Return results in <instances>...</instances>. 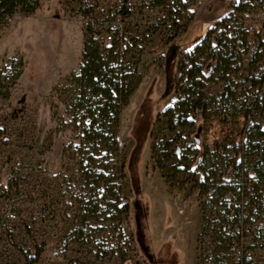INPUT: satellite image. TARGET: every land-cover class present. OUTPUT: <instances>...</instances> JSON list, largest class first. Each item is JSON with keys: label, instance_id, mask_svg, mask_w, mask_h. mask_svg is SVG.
<instances>
[{"label": "rangeland", "instance_id": "1", "mask_svg": "<svg viewBox=\"0 0 264 264\" xmlns=\"http://www.w3.org/2000/svg\"><path fill=\"white\" fill-rule=\"evenodd\" d=\"M83 4L92 11L105 7V23L91 26L94 36L102 42L105 28L113 31L140 77L121 112L118 154L82 140L84 114L74 108L78 89L70 76L83 47L76 34L84 36L88 27L81 19ZM123 7L128 14L119 13ZM211 9V3L197 0H42L33 14H17L0 26L4 30L25 19L20 22L30 30L35 17L40 23L51 18L49 32L34 27L32 40L24 37L27 46L14 57L23 61L22 74L8 97L0 96V264H27L24 254L33 257L38 249L35 264H198L197 188L206 176L201 168L207 161H240L235 146L247 121L243 112H235L252 103L258 91L245 81L257 58V43L250 38L235 79L215 75L205 83L208 97L229 88V103L215 102L204 120L199 113L190 115L193 125L174 133L166 118H158L175 100L176 81L182 96L192 85L184 56L208 36ZM63 27L74 35L65 40ZM9 60H0V71L13 70ZM206 63V53L194 54L196 67ZM66 66L76 68L67 73ZM251 116L264 124L259 110ZM250 142L264 148V137ZM173 143L181 160L165 165L186 169L176 174L166 169L164 178L155 163ZM258 160L259 153L246 146L243 162L249 172Z\"/></svg>", "mask_w": 264, "mask_h": 264}, {"label": "trees", "instance_id": "2", "mask_svg": "<svg viewBox=\"0 0 264 264\" xmlns=\"http://www.w3.org/2000/svg\"><path fill=\"white\" fill-rule=\"evenodd\" d=\"M41 1L0 0V26L6 24L7 20L17 14H33L39 9ZM226 1L230 9L235 8L237 11L245 8V5L241 2H239L238 6L235 5L240 0ZM253 1L259 2L260 0ZM119 13L122 15L128 14L125 7ZM91 26L93 25L88 24L84 31L81 61L78 69L70 76L71 84L78 89L74 108L81 110L84 114V118L80 122L82 140L95 147L101 145L111 154H118L120 150L117 135L121 112L128 105L131 95L139 85L140 77L137 69L126 62V52H121L119 41L114 40L113 36L110 47L103 49L104 43L99 42L98 38L94 36L95 30ZM213 34L214 28L212 27L208 36L184 56L191 65L186 78L193 81L192 85L186 90V95L178 94V83L176 81L175 100L172 106L158 115V118L163 116L168 120V130L171 133H174L177 127H191L193 120L189 118L190 115L193 116L199 113L201 119L204 120V115L210 106L215 102L229 103L233 95L229 88H225L219 96L208 97L204 94L205 83L210 82L215 75H220L222 79H225V75H227L228 79H233V76L238 71L236 64L239 63L241 58V55L236 54V51L240 47L244 49V52L246 51V36L238 30L234 32L235 36L231 37H227L223 32H220L215 37V40L211 41V38L214 37L212 36ZM195 53H206L207 63L203 67H196L193 64ZM255 57L257 56L255 55ZM256 60L257 58L252 61V67ZM9 62L13 70L2 69L0 71V96L3 98L8 97L9 89L15 85L22 74L23 61L21 59H10ZM180 69L181 60L178 63L177 75ZM250 75L251 72L245 81L249 89L258 90L256 98L247 107L241 106L235 112H243L247 121L241 141L235 146L240 161L204 162L201 169L206 176L203 177L202 183L197 188L200 197L205 195L210 189L213 191H224L227 189L229 184L224 183L223 185V178L235 181L238 178L250 175L260 187H264V148H261L259 143L251 144L250 142L252 139L258 140L264 137V124L254 123L251 116L253 111L259 110L264 120V76L260 79H253ZM196 76H200L201 80H195ZM175 116L176 122L174 123ZM1 134L2 131L0 129V137ZM248 145L259 153V160L252 166L250 172L246 169L243 162L244 150ZM170 146L171 144L166 146L160 161L155 163V167L162 173L164 178L166 175L163 172L166 169L173 171L175 174L181 173L186 169V166L181 167L179 164L167 168L166 163L174 159L177 161L181 160L179 147L173 143V150L170 151ZM152 152L153 148H151ZM124 168L125 164L122 166V171H124ZM124 211L129 215V201ZM67 238L68 236L63 242L64 245ZM131 239L133 240V234H131ZM41 251V249H38L33 257H29V254L25 253L27 264L37 263Z\"/></svg>", "mask_w": 264, "mask_h": 264}, {"label": "built area", "instance_id": "3", "mask_svg": "<svg viewBox=\"0 0 264 264\" xmlns=\"http://www.w3.org/2000/svg\"><path fill=\"white\" fill-rule=\"evenodd\" d=\"M210 1L197 0V4ZM239 2L245 8L236 11L228 7L225 15L213 24L211 41L220 32L227 37L235 36L236 30L246 36L247 43L250 38L255 40L257 60L250 76L260 79L264 76V0H240L235 5ZM80 13L85 23L103 25L107 11L103 6L92 11L83 4ZM113 36V31L106 27L99 39L108 44ZM243 52L240 47L236 54L242 56ZM223 180V185L229 184L227 189H210L197 199L202 216L198 264H264V187L250 175L235 181Z\"/></svg>", "mask_w": 264, "mask_h": 264}, {"label": "crops", "instance_id": "4", "mask_svg": "<svg viewBox=\"0 0 264 264\" xmlns=\"http://www.w3.org/2000/svg\"><path fill=\"white\" fill-rule=\"evenodd\" d=\"M207 3H211L212 9H211V12H209L210 16L207 17L206 22L215 24L218 22V20L220 18H222L225 15V13L227 11L226 0H211L210 2H207ZM224 4H225V6H224ZM35 18H36L35 20L32 19V22L29 26L30 30H28V27L25 28V26H24L25 24H21V22H20V21L25 20V19H17L9 28L4 29V30H0V60L3 58L16 59V58H14L15 56H17L16 53L18 51L22 52L24 50L25 46H27L25 44L24 37L30 36V39L32 40L33 37H31V36H33L32 35L33 33H31V32H34L35 28H38V29L41 28L42 30H46V32H49L50 27H51L50 16L49 17L45 16L42 19L43 20L41 22L42 24L40 23L39 20L37 22V19H38L37 17H35ZM57 19H58V17L56 16V18H54V20H56V22H57L58 21ZM73 35L74 34H70V33L68 34L66 28H64L63 37L65 36V40H67L68 37L73 36ZM76 35L79 39V46H80V50H81V47L83 46V36H82L81 31L78 32ZM30 44L33 45V42H31ZM76 66L70 67V68L68 67V69L66 66L63 69L69 70V71H67V73H68V72H72L76 68ZM63 71H61V72H63Z\"/></svg>", "mask_w": 264, "mask_h": 264}]
</instances>
